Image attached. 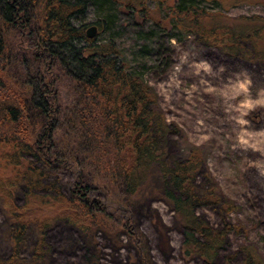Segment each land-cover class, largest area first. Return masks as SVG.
Masks as SVG:
<instances>
[{"label":"trees","instance_id":"16d2710c","mask_svg":"<svg viewBox=\"0 0 264 264\" xmlns=\"http://www.w3.org/2000/svg\"><path fill=\"white\" fill-rule=\"evenodd\" d=\"M146 1L154 2L152 11L145 8ZM223 2L0 0V210L5 218L0 238L8 246L0 264L45 263L49 248L44 229L52 221L85 235L99 230L112 238L114 247L119 229L141 253L137 231L115 213L121 204L147 192L167 206L182 230L181 260L212 264L226 235L240 229L224 220L235 205L221 196L205 167L202 147L186 144L184 154L165 158L167 135L178 136L179 131L166 123L156 94L142 81L146 66L129 64L111 37L100 40L98 36L114 28L115 12L129 11L162 32L167 30L162 24L168 22L176 34L171 39L191 36L224 56L264 68V17L227 16L223 12L241 1L231 0L226 6ZM202 3L219 10H206ZM96 4L100 16L83 23L88 6ZM90 26L96 33L89 38L85 30ZM154 33L149 32L147 41ZM140 51L153 54L148 45ZM55 71L69 82L76 99L65 115L51 88ZM58 130L67 135L66 148L58 142ZM86 159L95 170L104 167L118 189L112 202L116 225L107 223L104 205L88 196L94 186ZM49 170L72 176L67 196L58 191L36 193L48 191L42 181ZM20 188L23 202L17 206L13 195ZM199 208H217L222 216L220 227L198 217L195 210ZM25 245L27 257L20 255ZM92 264H97L96 256ZM223 264L264 262L247 245L226 256Z\"/></svg>","mask_w":264,"mask_h":264},{"label":"rangeland","instance_id":"374dc122","mask_svg":"<svg viewBox=\"0 0 264 264\" xmlns=\"http://www.w3.org/2000/svg\"><path fill=\"white\" fill-rule=\"evenodd\" d=\"M223 1L226 6L231 0ZM240 1L223 13L230 17H264V0ZM144 5L151 11L154 9V2L146 1ZM202 7L219 10L210 3H202ZM100 9L97 4L89 5L83 23L95 21L101 14ZM138 16L134 17L129 11L115 12L114 28L98 38L111 37L129 64L144 63L146 66L142 81L156 94L157 107L166 123L179 131L178 136L167 135L165 158H178L187 145L202 147L205 167L221 196L235 205L236 209L225 214L224 220L240 229L226 235V242L212 264H223L226 256L247 245L264 262V68L237 57L224 56L216 48L195 42L191 36L171 39L174 32L168 22L162 24L167 29L162 32ZM150 31L155 35L147 41ZM145 45L152 55L141 53ZM53 77L56 81L51 88L56 91L60 113L65 115L72 111L76 99L62 74L55 71ZM57 132L58 142L66 148L67 135L61 130ZM90 163V159L84 163L93 177L94 189L88 196L104 205V213L110 220L107 223L115 224L112 202L118 196V189L104 167L95 170ZM71 181L68 172L49 170L42 181L48 191L36 193L54 195L58 191L67 196ZM22 192L20 188L13 195L17 206L23 202ZM120 206L122 209L115 214L137 231L141 253L128 243L119 229L115 230L118 246L114 247L112 238L99 230L93 233L89 230L85 235L52 221L44 229L49 254L43 264H92L94 256L97 264H204L197 260L188 263L181 260L182 230L167 206L154 195L147 192ZM195 214L210 226L220 227L222 216L217 208H199ZM101 217L97 215L98 219ZM4 220L0 210V232ZM32 239L31 236L27 245ZM7 252L8 246L0 238V257ZM20 255L28 256L26 245Z\"/></svg>","mask_w":264,"mask_h":264},{"label":"water","instance_id":"95a60500","mask_svg":"<svg viewBox=\"0 0 264 264\" xmlns=\"http://www.w3.org/2000/svg\"><path fill=\"white\" fill-rule=\"evenodd\" d=\"M94 34H95V28L93 27V26H90V27H88L86 30H85V35L87 36V37H93L94 36Z\"/></svg>","mask_w":264,"mask_h":264}]
</instances>
